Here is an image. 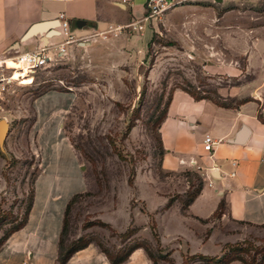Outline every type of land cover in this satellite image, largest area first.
<instances>
[{"label": "rangeland", "instance_id": "374dc122", "mask_svg": "<svg viewBox=\"0 0 264 264\" xmlns=\"http://www.w3.org/2000/svg\"><path fill=\"white\" fill-rule=\"evenodd\" d=\"M234 1L210 7L186 4L148 26L140 23L143 31L132 36L141 38L129 50L127 62L117 64L119 69H91L88 61L83 64L74 59L37 69L33 84L14 78L17 81L0 96V120L8 125L6 138L0 142V248L25 219L38 171L27 149L31 101L57 85L75 93L64 131L83 167L86 183L65 213L63 244L71 247L89 241L121 258L141 243L155 264H177V253L172 255L175 250L165 249L159 242L153 216L148 220L150 240L139 237L130 242L109 225L92 219L111 212L117 204L122 217L127 201L131 211L145 214L141 198L147 199V210L154 211L158 201L145 180L153 183V191L172 201L177 193L186 191V200L197 191L199 177L195 173L177 175L161 170L158 127L177 90L236 107L264 83V0ZM256 77L261 80L254 84ZM230 92L235 96H229ZM258 118L264 122L260 109ZM128 179H133L132 187ZM212 222L215 235L230 236L221 245L228 258L264 264V230L227 220L223 224L219 218ZM159 226L168 245L177 234V221L160 218ZM91 227L92 232H86ZM130 227L132 233L137 230ZM186 236L191 239V234ZM209 254H218V248L209 246ZM187 264L199 262L189 260Z\"/></svg>", "mask_w": 264, "mask_h": 264}, {"label": "crops", "instance_id": "0c3cea01", "mask_svg": "<svg viewBox=\"0 0 264 264\" xmlns=\"http://www.w3.org/2000/svg\"><path fill=\"white\" fill-rule=\"evenodd\" d=\"M218 1L196 4L210 7L235 2ZM145 2L131 0V6L125 7L120 0H0V66L11 62L13 65H8L7 69L16 68L12 60L17 54L41 47L53 50L63 42L57 17L64 13L72 36L83 44L69 47L68 55L54 66L75 59L83 64L88 61L91 69H119L117 64L127 62L129 50L141 37L131 33L111 38L109 34L103 37L100 33L112 25L141 22ZM79 58L82 61H78ZM260 78L256 77L254 84L259 83ZM229 96L235 93L230 92ZM74 100L73 91L55 85L31 101V139L27 149L34 156L38 171L25 222L0 248V264H58V241L65 208L75 195L85 190L86 184L83 167L64 131L65 118ZM259 109L264 112V83L255 88L251 98L231 108L218 106L209 99L194 100L186 92L177 90L158 127L163 152L160 168L177 172V175L195 173L201 183L195 198L183 209L186 191L177 193V198L166 209L168 197L153 191V183L145 180L144 184L158 201L154 211L149 212L147 199L141 198L145 214L131 211L127 201L122 217L117 204L111 212L92 220L104 222L118 235L130 226L135 227L137 230L126 242L139 237L149 241L148 220L153 216L159 242L163 248L175 250L172 255L177 253V264H183L186 256L223 255L225 246L221 245L228 242L230 236L215 235L217 230L212 222L221 202L219 220L223 224L227 220L264 230V123L258 118ZM243 130L247 133L238 142ZM205 136L214 142L211 152L203 149ZM186 183L189 188V182ZM166 217L177 221V234L168 245L159 232V220ZM86 232H92V227ZM186 234H191L190 240ZM209 246L217 247L218 254H209ZM64 264L110 262L91 242L73 253ZM121 264H153V261L145 248L138 245Z\"/></svg>", "mask_w": 264, "mask_h": 264}, {"label": "built area", "instance_id": "2783aa9c", "mask_svg": "<svg viewBox=\"0 0 264 264\" xmlns=\"http://www.w3.org/2000/svg\"><path fill=\"white\" fill-rule=\"evenodd\" d=\"M205 0H146L145 2V13L141 22L129 21L125 24H117L109 26L105 31L100 33L103 37L106 35L117 36L121 34H131L136 31L143 30L140 23L150 25L153 21H160L162 16L169 10L176 7L202 2ZM215 2V0H211ZM248 1V0H242ZM122 5L131 6V0H120ZM59 21L61 33L64 36L63 42L58 44L53 50L47 47H41L32 52L17 54L12 62L17 64L16 68L7 69L9 66L4 63V66H0V96L6 90V87L11 83L15 82L13 78V71L15 69L24 70L27 77L31 80L32 74L37 69H47L54 66L58 60L63 59L68 55V48L72 45H81L82 41H77L70 32V25L64 13H60L57 17ZM214 142L211 137L205 136L203 141V149L207 152L212 151Z\"/></svg>", "mask_w": 264, "mask_h": 264}, {"label": "trees", "instance_id": "16d2710c", "mask_svg": "<svg viewBox=\"0 0 264 264\" xmlns=\"http://www.w3.org/2000/svg\"><path fill=\"white\" fill-rule=\"evenodd\" d=\"M183 91V90H182ZM186 92V91H184ZM187 94H189L194 100H201V99H206V98H197V97H194L193 95H191L190 93L186 92ZM246 100L244 101H241L239 104H242L244 103ZM215 103V102H214ZM217 104V103H215ZM218 106H221V107H225V108H231L230 106H224V105H219L217 104ZM168 107V106H167ZM165 117V116H164ZM163 120V119H162ZM161 120V121H162ZM260 120V119H259ZM160 121V122H161ZM262 121V120H261ZM263 122V121H262ZM264 123V122H263ZM160 124V123H159ZM128 185L130 187L133 186V179H128L127 181ZM201 186V183L199 182V186H198V189L197 191H195V193L193 195H191L190 197H186L187 199L184 200V203H183V209H185L189 204L190 202H192V200L195 198L199 188ZM71 201V200H70ZM69 201V203H70ZM69 203L67 204L66 208H65V212H64V218H65V213L67 211V208L69 206ZM172 204V200H169L167 206L165 207L166 209L169 208ZM30 207V206H29ZM223 209V203L221 202L219 204V208L218 210L215 212V214L213 215V217L215 218H219L221 216V211ZM29 210V209H28ZM28 212V211H27ZM27 216V214H26ZM26 216H25V219H26ZM64 218H63V225H62V229H61V233H60V237H59V241H58V258H57V262L58 264H64L66 262V260L72 256L73 253H75L77 250H80L84 247H86L88 244H90L91 242H84V243H79L77 245H72L71 247L69 246H65L63 243V236L65 234V231H66V228H65V222H64ZM25 219L23 221V223L25 222ZM22 223V225H23ZM20 225V227L22 226ZM106 226V225H105ZM19 227V228H20ZM108 227V226H106ZM18 228V229H19ZM151 229H155V224L153 223L151 225ZM17 230V229H16ZM15 231V230H14ZM13 231V232H14ZM134 233V232H133ZM133 233L130 231V229H128L125 233L123 234H120L122 235L123 237H126V238H129L130 236L133 235ZM154 237L155 239H158L156 234H154ZM143 246L145 248V250L147 251L146 249V246L141 244V243H136V245H133L132 247H130V249L124 254L123 257L121 258H117V257H114L113 254H111L110 252L108 251H104V250H101V252H103L105 254V256L107 257V259L109 260L110 264H121L123 263L127 258L128 256L130 255V253L132 252V250L136 247V246ZM98 246V245H97ZM148 253V252H147ZM148 255L150 256L151 260L153 261V258L151 257V255L148 253ZM186 259V260H185ZM198 261L199 264H230L231 262H234V261H238L240 262L241 264H245L242 260L238 259V258H228L226 256V253L224 252L222 257H205V256H201V255H194V256H186L184 258V262L183 264H187V261ZM153 264H155V262L153 261Z\"/></svg>", "mask_w": 264, "mask_h": 264}, {"label": "bare ground", "instance_id": "6f19581e", "mask_svg": "<svg viewBox=\"0 0 264 264\" xmlns=\"http://www.w3.org/2000/svg\"><path fill=\"white\" fill-rule=\"evenodd\" d=\"M7 65L12 66L13 64L11 62H8ZM15 66L17 67V64ZM25 73L26 72L24 70L15 69L13 71V78L12 79L14 80V78H20L23 80V83L25 85H29V84H31L32 80L30 77H27ZM14 81L16 82L17 80H14ZM20 83H21V81H20Z\"/></svg>", "mask_w": 264, "mask_h": 264}, {"label": "water", "instance_id": "95a60500", "mask_svg": "<svg viewBox=\"0 0 264 264\" xmlns=\"http://www.w3.org/2000/svg\"><path fill=\"white\" fill-rule=\"evenodd\" d=\"M218 2H220V0ZM7 131H8L7 124L3 120H0V142L6 138ZM246 133L247 132L245 130H243V132L239 138L240 140H238V142H241L244 139Z\"/></svg>", "mask_w": 264, "mask_h": 264}]
</instances>
